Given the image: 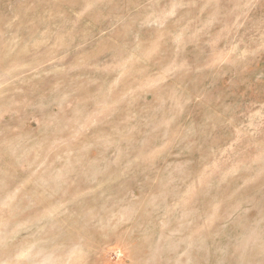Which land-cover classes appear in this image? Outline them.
Here are the masks:
<instances>
[{
  "label": "rangeland",
  "instance_id": "rangeland-1",
  "mask_svg": "<svg viewBox=\"0 0 264 264\" xmlns=\"http://www.w3.org/2000/svg\"><path fill=\"white\" fill-rule=\"evenodd\" d=\"M0 264H264V0H0Z\"/></svg>",
  "mask_w": 264,
  "mask_h": 264
}]
</instances>
